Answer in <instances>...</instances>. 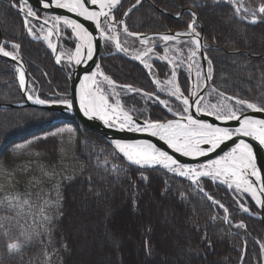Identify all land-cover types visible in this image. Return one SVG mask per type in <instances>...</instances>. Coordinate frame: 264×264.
I'll list each match as a JSON object with an SVG mask.
<instances>
[{"label": "trees", "instance_id": "obj_1", "mask_svg": "<svg viewBox=\"0 0 264 264\" xmlns=\"http://www.w3.org/2000/svg\"><path fill=\"white\" fill-rule=\"evenodd\" d=\"M151 2L170 15L159 13L147 0L139 5L124 0L115 18L121 21L128 12L126 22L134 33L173 32L188 29L194 17L180 14L192 9L205 30L213 87L233 98L264 103V14L258 13L264 0H245L240 11L226 0ZM253 11L258 13L256 23L250 22ZM0 28L6 50L20 45L39 97L68 99V78L45 43L29 35L9 0H0ZM64 43L75 48L73 39ZM113 51L105 45L103 72L115 83L139 90H122L123 107L140 119H170L171 114L149 98L167 96L157 91L145 68ZM154 68L162 78L170 75L164 62H155ZM179 75L188 95L189 74ZM170 101L181 113L183 106ZM23 102L17 66L0 56V106ZM241 202L259 215L250 197ZM241 223L245 227H238ZM80 228L85 230L84 242ZM263 235L261 221L244 212L222 184L202 178L196 186L161 168L133 167L74 116L0 107V264H264ZM13 243L20 249L10 250ZM80 245L88 254L79 252Z\"/></svg>", "mask_w": 264, "mask_h": 264}, {"label": "snow or ice", "instance_id": "obj_2", "mask_svg": "<svg viewBox=\"0 0 264 264\" xmlns=\"http://www.w3.org/2000/svg\"><path fill=\"white\" fill-rule=\"evenodd\" d=\"M43 7H50V3L47 0H42ZM57 7L66 8L70 12H74L79 16L84 17L89 21H94L96 28L100 31L101 36H104L109 41H115V46L118 50L127 52L128 49L122 47L120 40L118 39L119 33L116 30V24H124L123 21H115L112 16L113 9L120 3V0H51ZM141 0H136V5H139ZM99 6V10H90L89 6ZM12 7H16L18 11L23 12L24 24L29 33L33 32L30 21L32 19H39L37 13L32 9L31 6L27 5V0H17V3H13ZM135 7V5L133 6ZM25 8L27 11L25 12ZM107 9V11H105ZM132 9H129V12ZM237 11H239L237 9ZM259 14H264V4L258 8ZM256 11L252 12L251 23L257 22ZM128 13H125L127 16ZM191 15L195 18L196 13L192 12ZM103 17V20L101 19ZM54 23L52 28L48 29V34L43 36L45 41H48L49 48L56 50V45L49 39L54 31L57 29L59 23L63 21V24L70 27L73 32L81 39V44L77 46L75 52V63H82V49L86 46V57L88 60L92 59L93 56V43L91 36L92 34L84 27L83 24L78 23L76 20L70 19L69 17H54ZM247 19V17H243ZM46 23V21H45ZM196 21L188 25V30L185 32H177L175 34H164L160 36V39L165 42L178 43V38L181 36L189 37V41H184L185 44H190L188 48V70L191 72L193 65L196 66V88L199 90L201 83L208 86V81L213 79V69L211 67V60H208V70L205 73H201V65L197 63L196 57L200 54L201 47L207 48L206 44H202V38L200 33L196 32L195 28ZM111 29L113 35L105 36L106 29ZM43 30V28L41 29ZM123 33L126 36L138 38L141 44H148L149 38L141 36L139 33L130 32L126 25L123 26ZM39 38V37H37ZM13 51L9 52L5 50L4 45L0 44V54L4 57H11L13 60L17 59L16 50L20 48L19 44L12 45ZM152 49L148 48L143 54H137L134 59L139 60L145 68L151 71L152 66L145 61V57L148 52ZM167 51V48L165 49ZM177 52H182L183 49L177 48ZM57 62H60V56L56 57ZM159 59L168 60V63L173 64L174 61L170 60L167 56L159 57ZM203 59L207 60L206 56ZM103 76L104 81L108 85H114V81L110 80L109 77L104 76L102 72H99V65H97V71L86 75L81 82L80 90V106L84 110V114L90 117H99L106 124H111L113 116L117 120L120 119V111L122 106L119 101L115 103L109 102V96L106 95L103 89L97 83V75ZM176 71H172V79L167 81L170 85L169 93L180 99L183 96L180 87L175 83ZM159 84V81H156ZM19 84L23 87L25 85V74L22 69L19 70ZM139 92V90H136ZM210 94H215L220 97L218 103H203V97L194 100L190 103L189 96H183L182 104L184 105L182 112L178 113V119L169 120L166 123L160 122H143L137 123L128 112H123V120L119 123L121 129L128 128L129 130L136 132H147L152 136L159 137L160 140L164 141L169 148L173 149L176 153H180L183 156L190 157H203L209 153L215 152L221 147L226 141L232 140L233 137H251L258 141L260 145H264V119H254L253 117L246 114V110L251 109L258 112H264V103L257 104L247 100L227 97L223 92H219L216 88L211 89ZM145 96L149 94L144 93ZM190 95H196L195 92ZM149 98H151L149 96ZM28 99H32L29 95ZM157 99H159L157 97ZM233 103H227L226 101H233ZM62 103L68 108L72 107V101L64 99L61 101H51V103ZM165 103V101H159ZM37 104H47L50 101L37 98L35 100ZM193 104L196 105L195 111L206 113L209 116H214L218 121H232L238 122L239 126L236 128L219 127L213 123H209L205 120L194 118L191 109ZM171 111V108H169ZM115 147L123 154L127 160L135 165L144 166H163L170 172L177 173L181 177H186L191 180L193 184H199V181L203 177H212L213 180L219 179L221 183L226 184L229 188L235 185L236 191H243L245 193H251L253 197H257V188L253 180L250 177H254L256 181H261L260 190L261 195H264V177L261 176V171L257 167L256 157L253 152L252 145L241 139L239 143L235 145L230 151L225 152L223 155L218 156L216 159L208 160L206 164H200L196 166L181 164L178 160L174 159L168 152L162 151L157 148L155 144L149 141H135V142H121L115 141ZM18 199V197H17ZM209 200L227 213V208L220 202L215 201L209 195ZM27 203V201H25ZM256 203L261 204L262 201L257 198ZM240 207L243 211H248L247 208L241 204ZM224 219L228 221V217ZM230 222V221H229ZM238 227H245L243 223L239 224ZM207 237H205L206 239ZM10 250H19L20 245L18 243L9 244ZM264 249V244L261 245Z\"/></svg>", "mask_w": 264, "mask_h": 264}, {"label": "water", "instance_id": "obj_3", "mask_svg": "<svg viewBox=\"0 0 264 264\" xmlns=\"http://www.w3.org/2000/svg\"><path fill=\"white\" fill-rule=\"evenodd\" d=\"M147 1H150V0H147ZM47 2L50 3V7L45 8V7H43L42 0H27V5L31 6L32 9L37 13V16L39 17V19H32L31 21H34L37 24H40V25L45 26L46 28L50 29L53 26V23H54L53 18L54 17H57V16L65 17L66 16V17H69L70 19L76 20L80 24H83L84 27L92 34V36H91L92 43H93L92 59L91 60L87 59V57H86V46H85V49H82V63L76 64L75 59H74L76 48L78 45L81 44L82 41L76 35V33L72 31V29L70 27H67L63 24V21H61L59 23V25H63L68 29V31L72 34L73 38L76 41V47L72 51V53L70 54L69 58L67 59V62L70 64V71L64 67V65L62 63V58L60 55L61 33L56 29L54 31L53 35L49 38L51 40V42H52V38H53L54 39L53 44H55L57 46L55 51H53V49L49 48V46H48V49L50 50V52L54 58V62H55L57 67L62 69V71L64 72V74L66 75V77L69 80L70 93H69L68 100L72 101V107L68 108L66 105L59 103V102H56V103L50 102V103L41 105V104L35 103V101H33L32 99H28L29 86H30V75H29L27 64L23 61V59L19 55H17V59L13 60L11 57H4L2 54H0V56L11 60L18 68H21V67L24 68V70H25V85L23 87L20 85L22 93H23V98H24V102L22 104L7 105V106L1 105L0 107H34V108H38L41 110L53 112V113L61 115V116H74L85 128L93 130V131L101 134L103 136V138L111 146H113V148L118 152V154L129 165L136 167V168H139V169H144V170L161 168L163 170L169 171L168 169L164 168L163 166H153V167L144 166V167H141V166L130 163L127 160V158L124 157L123 154L120 153L119 150L115 147L114 142L117 140L121 141V142L149 141V142L155 144L156 147L161 149L162 151L168 152L169 155H172L174 157V159L178 160L181 164L196 166V165H200V164H206L208 162V160L216 159L218 156H221L225 152L230 151L233 147H235V145L237 143L240 142L241 139H243V140H245V142L250 143L252 145L253 152H254L255 157H256L257 167L261 171V176L264 177V145H260L258 141L254 140L251 137H243V136L233 137L232 140L226 141L224 144L221 145V147L219 149H217L213 153H209L207 156L190 157V156H183L180 153H176L173 149L169 148L168 145L164 141L160 140L159 137L152 136L150 133L136 132V131L129 130L128 128L121 129L119 127L120 122L113 120V119H112L111 124H106L99 117L86 116L84 114V110L80 106L81 82L83 81V79L86 75H89L94 71H97V65H99V71L102 72L101 66H100V59L103 56L104 36H101L100 31L95 26L94 21H89V20L85 19L84 17L77 15L74 12H70L66 8L57 7L54 3H51V0H47ZM123 2H124V0H120V3L113 9L112 16L110 17V19L115 16V13L122 6ZM13 3H15V0H9L10 5H12ZM86 6H89L90 10H97V11L99 10L98 5L92 6L90 4H87ZM13 8L17 12H19L21 14V16H24L23 12L18 11V9L16 7H13ZM157 10H159L162 14L170 15L168 12H166L165 10L160 9L158 7H157ZM105 11H107V9H105ZM25 12H26V10H25ZM185 12L192 13L194 11L190 8H185L182 10L180 15H182ZM39 13H41L42 15L48 16V18L41 17L39 15ZM180 15L173 16V17L175 19H178L180 17ZM101 19L103 20V17H101ZM194 19L196 21V24H195L196 32L200 33L201 38H202V44H206L205 43V30H204V27L201 24L197 14H196V17ZM45 21H46V23H45ZM121 21H123L124 24L122 25V24L117 23L116 24V30L119 27H121V30L123 31L124 25H126L128 27L127 22H126V16H124V18ZM197 28L199 30H197ZM187 30L188 29L181 30V31L164 32V33H139V34L141 36H146L149 39H151V38H158L164 34H175L177 32H185ZM131 38L139 40L138 38H134V37H131ZM189 39L190 38L187 36H181L178 38V41L180 42L182 40H189ZM113 42L115 44V41H113ZM164 43H168V42H164ZM0 44H2V45L6 44V42L4 41V37H3V33H2L1 28H0ZM47 44H48V41H47ZM157 47H159V46H157ZM157 47L152 48L154 52L157 51ZM207 49L208 48L201 47L200 54H199L201 57V61H202L203 73L207 72L208 67H209L207 61L210 59H209L208 54H207ZM112 54L122 56V57H124L130 61L136 62V63L140 64L141 66H144L139 60L134 59V55H131V54L126 53L124 51H120L116 48V46H115V52ZM57 56H60V62L59 63L57 62V59H56ZM203 56H206L207 60L203 59ZM190 78H191L190 91L188 94L190 103L194 100L200 99L201 97L204 98L207 91L210 88H213V86H212L213 79H212L211 81L207 82L208 83L207 87H205V85L203 84L202 88L199 91H197L196 77H195V73H194V65H193L192 70L190 72ZM109 79L112 80L110 77H109ZM18 81H19V77H18ZM193 92H195L196 95H190ZM151 97L153 99L157 100L158 102L161 101V99L156 95H151ZM157 97L159 99H157ZM180 99L182 100L183 96H181ZM195 107H196V105L193 104L192 109H191V112H192L194 118L202 119V120H205L209 123H213L219 127H227L230 129L236 128L239 126L238 122L235 120L218 121L215 119L214 116H209L206 113L196 112ZM128 114L131 115L137 123H143L145 121L153 122V121L137 118L130 113H128ZM246 114L253 117L254 119H264V112H258V111H254V110L250 109L246 112ZM178 118L179 117H173L171 119H167L164 121H158V122L166 123L169 120H175ZM58 121H60V120H58ZM171 173H173V172H171ZM174 174H176V173H174ZM176 175H178V174H176ZM206 178H209V177H206ZM250 179L254 181L255 186L257 188V197H253L251 195V193H245L242 190L240 192H242L243 194L250 197L255 203H256L257 198H259L262 201L261 204L256 203L257 207L259 208L260 215H253V214L252 215L261 221L263 228H264V195H261V190H260L261 181H256L254 177H250ZM219 182H221V181H219ZM223 185L225 187H227L228 189H230L226 184H223ZM235 199L237 200L238 204H240V205L242 204L238 198L235 197ZM244 208H245V206H244ZM247 212L249 214H251L249 211H247ZM263 244H264V235H263ZM263 252H264V249H263Z\"/></svg>", "mask_w": 264, "mask_h": 264}, {"label": "rangeland", "instance_id": "obj_4", "mask_svg": "<svg viewBox=\"0 0 264 264\" xmlns=\"http://www.w3.org/2000/svg\"><path fill=\"white\" fill-rule=\"evenodd\" d=\"M226 1H229V2H231V3H233L235 6H236V8L240 11V10H244V3H245V0H226ZM149 3H151L152 5H153V7L157 10V7L158 6H156L154 3H152L151 2V0L150 1H148ZM158 8H160V7H158ZM160 9H162V8H160ZM164 10V9H163ZM159 13H161L159 10H157ZM167 12V11H166ZM165 15H167V14H165ZM167 16H169V15H167ZM17 53H16V55H19V53H18V50L16 51ZM202 84L203 83H201V86H202ZM101 88L103 89V91H104V93L105 94H107L108 96H109V99H110V101L111 102H113V103H115V102H117V101H119L120 102V99H121V96L123 95V93L120 91V89L116 86V85H108L107 84V82L106 81H102L101 82ZM200 86V87H201ZM70 91V90H69ZM29 92H30V95L33 97V98H36V92H35V88L33 87V86H31L30 88H29ZM211 93V91L209 92V94L206 96V98H205V100H204V102L203 103H218L219 102V100H220V97H218L217 95H215V94H210ZM227 103H230L229 101H226ZM121 104V103H120ZM121 106H122V104H121ZM123 107V106H122ZM123 109L127 112V110L123 107ZM59 116H61V115H59ZM211 180H213L212 179V177H209ZM213 181H216V180H213ZM238 193L239 194H242V192H240V191H238ZM79 231H81V233H82V235H81V239H82V241L84 242V238H85V230H83V228H80V230ZM93 231H95V228H93ZM263 231H264V228H263ZM93 233H95V232H93ZM89 236H90V234H89ZM93 241H95V240H93ZM79 252H83V253H85V254H88V250H86L85 249V245H80L79 246ZM86 258V257H85ZM104 262V261H103ZM107 263V262H106Z\"/></svg>", "mask_w": 264, "mask_h": 264}, {"label": "bare ground", "instance_id": "obj_5", "mask_svg": "<svg viewBox=\"0 0 264 264\" xmlns=\"http://www.w3.org/2000/svg\"><path fill=\"white\" fill-rule=\"evenodd\" d=\"M20 69H22V70L24 71V74H25V70H24V68L21 67ZM20 69H19V70H20ZM99 72H101V71H99ZM104 76H105V75H104ZM96 79H97V83H98V85L100 86V85H101V82L104 80V79H103V76H100V75L98 74ZM100 87H101V86H100ZM106 95H107V94H106ZM109 102H110V104L113 103V102L110 101V99H109ZM123 112H126V111H125V110L123 109V107H122V111H120V113H119V115H120V119L117 120L115 116H113L112 119H113V120H116V121H118V122H122V120H123ZM176 174H177V173H176ZM216 181L219 182L220 180H219V179H216ZM233 187H235V185H233ZM233 187H232V188H233Z\"/></svg>", "mask_w": 264, "mask_h": 264}, {"label": "built area", "instance_id": "obj_6", "mask_svg": "<svg viewBox=\"0 0 264 264\" xmlns=\"http://www.w3.org/2000/svg\"><path fill=\"white\" fill-rule=\"evenodd\" d=\"M169 58L174 61V63L172 64L174 66V68H177V69L181 68V65L177 64L178 59L176 57H174V55L169 54ZM155 83H156V81H155ZM158 87L162 90V87H160V86H158Z\"/></svg>", "mask_w": 264, "mask_h": 264}]
</instances>
